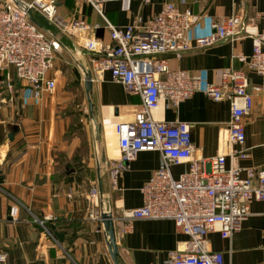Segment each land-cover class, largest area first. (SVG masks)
I'll list each match as a JSON object with an SVG mask.
<instances>
[{"label":"crops","instance_id":"obj_1","mask_svg":"<svg viewBox=\"0 0 264 264\" xmlns=\"http://www.w3.org/2000/svg\"><path fill=\"white\" fill-rule=\"evenodd\" d=\"M1 1V0H0ZM30 2L32 0H20ZM59 20L83 19L95 29L79 33L61 28L42 13L32 10L31 20L55 40L53 65L48 76L54 78L52 93L34 97L30 88L18 81L9 68L14 91L0 90V252L5 264H152L161 262L167 252L186 239L169 219L133 220L121 235L124 221L113 222L117 248L114 260L108 249V232L101 222L88 218V193L97 186L103 206L116 217L121 210L142 203L140 187L159 166L160 153L139 152L130 168L120 176L117 189L110 185L106 171L109 158L120 156L113 124L131 120L140 108L138 95L112 81L109 73L85 82L94 53L82 46L85 36L94 35L111 42L103 18L81 0H54ZM171 2L180 9H190L200 19L188 37L194 40L212 32V24L233 14H240L248 29L264 30L260 17L264 0H151L107 1L103 14L115 25H125L138 16L144 20ZM236 40L221 39L206 47H194L179 56L160 54L168 66L218 81L226 68H242L233 54H249L252 38L243 28ZM249 87L254 92L253 107L243 119L244 148L248 157L229 160L245 169H264V75L248 72ZM156 120H182L191 124L194 155L204 162L220 152L218 134L229 120V102L214 101L201 92L194 93L178 106L161 100L151 112ZM187 164L175 165V176ZM255 182V181H254ZM16 206V219L8 215ZM264 202L251 201L250 214L242 229L231 240L217 231L208 234V247L219 251L230 264H264ZM35 218L44 220V227Z\"/></svg>","mask_w":264,"mask_h":264},{"label":"built area","instance_id":"obj_2","mask_svg":"<svg viewBox=\"0 0 264 264\" xmlns=\"http://www.w3.org/2000/svg\"><path fill=\"white\" fill-rule=\"evenodd\" d=\"M81 1L103 18L111 40L106 43L94 35L83 38L82 46L94 53L85 73H89L90 81L109 73L112 81L141 100L131 120L113 124L120 156L109 158L106 163L111 187L117 189L120 176L130 168L139 152L160 153L159 166L140 187L141 205L121 210L115 217L104 208L100 190L92 186L87 198L88 218L103 224L105 217L102 215L106 213L113 222L124 221L121 235L131 228L133 220L173 221L186 239L169 250L163 261L152 264H230L221 252L209 249L208 234L217 231L230 241L250 214V202H264V169L247 168L246 175L242 176V168L227 165V158L248 157L243 146V119L252 110L254 92L260 90L258 86L249 87L248 72L264 75V30H249L243 17L233 14L214 22L210 34L191 40L188 31L200 16L188 8L182 10L167 2L146 20L138 16L125 25H115L106 19L102 7L107 1L116 0ZM139 1L149 3L151 0ZM32 10L72 32H86L98 26H90L83 19L68 23L59 20L54 0L0 1V90L14 91L9 73L12 68L15 78L25 83L34 97H40L44 92L52 93L56 87L55 79L48 76L53 65L55 40L31 20ZM260 17L264 23V11ZM240 28L252 38L251 52L233 54L243 67L222 70L217 82L204 80L186 70H173L167 59L158 57L166 53L179 56L194 47H206L221 39L236 40ZM196 92L214 101L229 102V120L218 134L220 152L206 162L194 155L190 123L156 120L151 116L161 100L178 106ZM180 164H187V169L175 176L172 167ZM15 214L16 206L12 205L8 215L15 220ZM35 221L45 228L44 220L35 218ZM0 264H5L4 252H0Z\"/></svg>","mask_w":264,"mask_h":264},{"label":"water","instance_id":"obj_3","mask_svg":"<svg viewBox=\"0 0 264 264\" xmlns=\"http://www.w3.org/2000/svg\"><path fill=\"white\" fill-rule=\"evenodd\" d=\"M91 85V81L89 79V77L87 78L86 82H85V86H86V90H89V87ZM103 217H105V219L103 220V226L104 228L107 230L108 232V249L111 253L112 258L115 260L116 258V254H117V248H116V244H115V234H114V227H113V220L110 218L111 216L103 213L102 215Z\"/></svg>","mask_w":264,"mask_h":264}]
</instances>
